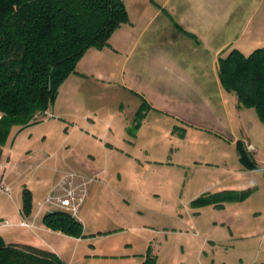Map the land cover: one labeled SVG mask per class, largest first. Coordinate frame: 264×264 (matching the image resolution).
Segmentation results:
<instances>
[{"label": "rangeland", "instance_id": "1", "mask_svg": "<svg viewBox=\"0 0 264 264\" xmlns=\"http://www.w3.org/2000/svg\"><path fill=\"white\" fill-rule=\"evenodd\" d=\"M132 1L123 0L128 8L132 7ZM259 1L261 8L256 19L259 18L260 28L253 31L251 48L264 47V0ZM236 14H240V11ZM251 51L243 53L247 55ZM84 66L78 64L76 69L89 72L84 71ZM71 76L79 83L72 90H68V84L64 83L67 91H58L60 93L55 103L48 109L52 115L42 121H52V125H58L57 129L51 127L52 141L66 137L70 143H77L80 149L85 148L84 142L78 140L86 123H92L86 118H92L95 132L103 134L108 128L99 119L107 118L105 113L110 108L115 115L111 111L114 124L107 135L113 144L132 156L128 157L113 149L112 154L106 157L102 151L95 150L92 153L95 162L104 167L105 173L103 177L100 176L102 180L95 176L94 184L87 187V196L76 214L82 223L84 236L76 239L65 234L51 233L47 237L40 230H34L39 232L42 240L38 237L37 246L45 248L43 242H47L56 249L62 261L68 264H141L148 247L156 257L155 264H250L253 258L264 260V252L256 254L255 246L251 245L249 258L243 256L240 260V251L245 244L238 243L239 240H235L234 236L230 237L229 230L218 221L221 215L230 217L229 221L235 230L238 228V232H244L255 225L258 218L248 211L257 206L264 209V123L258 120L253 108L238 110V115L245 116L238 138L257 162V169L245 170L238 163L234 146L207 132L190 128L185 140L169 134L165 136V127L169 125L170 128L173 119L156 115L154 111L148 112L145 123L132 139L134 143L129 142L127 129L133 127L136 108L128 99L136 103L137 99L128 96V93L125 96L126 91L117 84L103 85V82H96L93 77ZM116 81L121 83L120 79ZM120 104L123 110L118 114ZM103 106L107 107L106 110ZM95 110L98 112L96 118ZM157 116L162 122L158 124L159 127L153 123ZM160 126L163 129L160 130ZM172 150H176L173 159L179 158V164L167 163ZM144 157L156 162L145 163ZM53 160L54 157H51L47 163H53ZM227 168L235 171L233 177H226ZM69 171L73 169L66 167L64 170ZM249 186H255L257 191L243 202L245 211L241 216L212 206L191 207V201L204 192ZM6 196V193L0 192V209H6L4 212L0 210V214L7 213L10 208L7 218L12 223L20 218ZM44 210L49 212L56 209L44 204ZM37 221L41 223V217ZM13 225L5 228L6 233L13 232L4 237L7 242L20 240L17 239L18 234L24 240L35 238L28 228ZM256 239L253 237L254 241ZM220 242L223 245L225 242L226 248L219 247Z\"/></svg>", "mask_w": 264, "mask_h": 264}, {"label": "crops", "instance_id": "2", "mask_svg": "<svg viewBox=\"0 0 264 264\" xmlns=\"http://www.w3.org/2000/svg\"><path fill=\"white\" fill-rule=\"evenodd\" d=\"M131 6L128 8L125 4L129 22L122 24L111 34L108 40L109 45L102 49L89 48L78 61L77 65L84 64L86 69L84 71L89 72L76 69L77 73L73 74L82 78L93 77L96 82H103V85L117 84L126 91L124 95L128 93V96L136 98L137 103L133 99H128L136 108L132 119L133 124L141 98L147 102L150 109L146 112L135 135L128 139L131 143H134L132 139L145 123L148 112L154 111L156 115L173 119L172 126L165 127V136L169 134L185 140L188 131L192 128L218 137L219 140L235 148L234 142L239 139L238 132L241 131L245 117L238 115V110L245 107L238 106L234 92L226 91L221 86L217 59L225 56L233 48L242 53L257 48L250 47L253 45V39L250 38L253 36V31H258L260 28L259 18L256 19L261 8L260 1L134 0ZM237 11H240V14H236ZM255 20L256 23H254ZM71 75L61 83L58 91L65 88L64 83L68 84V90H72L79 83ZM117 79H120L121 83L117 82ZM64 90L65 94L67 90ZM106 108L103 106V109L106 110ZM118 110V114L121 113L122 104L118 106ZM111 111L115 115L113 109L109 108L105 113L108 117L99 119L106 125L108 131H111L114 124ZM96 117L98 112L95 110ZM45 118L24 128L13 126L2 147L0 183L7 187L8 191L0 192L7 194L6 199L13 204L20 219L12 223L8 222L7 215H10V208L7 209L8 214L1 213L0 236L7 242L4 237L12 235L13 232L6 233L5 228L12 224L16 227L28 228L33 232L32 237H35L33 240H24L18 234L17 239L20 240H14L12 243L40 246L39 248L52 251L59 257L56 249L47 242H43L46 245L45 248L41 245L37 246L41 236L34 230H40L47 237L51 233L63 234L45 227L42 216L47 212L44 210L43 200L58 182L65 168H72L86 178L96 176L101 179L105 169L96 164L95 156L92 154L95 150L102 151L106 157L112 154L113 149L125 153L128 157L132 155L113 144L107 135L108 131L104 130L103 134L96 133L93 128L94 120L90 117L86 119L93 124L86 123L78 140V142H84L85 148L80 149L77 143H70L66 137L63 140L60 137L59 141L53 142L51 127L55 124L52 125V121L43 123ZM59 119L65 121L63 118ZM153 123L158 126L162 122L157 116L153 119ZM174 125L184 128L182 135L172 131ZM56 126L57 129L58 125ZM161 129H163L162 126H160ZM173 150L167 162L170 165L179 164L177 160L179 158L173 159V153L176 152ZM51 157H54L53 163H47ZM143 161L156 162L146 157ZM193 162L197 163L198 160ZM226 171L228 172L226 177H233L235 171L229 168ZM95 181L88 182L87 187L90 188ZM23 188L29 189L32 195V210L28 216H22L20 212ZM256 191L255 187L244 200L225 202L221 208L216 209L241 216V213L245 211L243 202ZM206 206L215 208L213 205ZM0 210L6 211V209ZM248 213L258 218L255 221L256 224L244 232H238V228L235 230L230 217L221 215L218 219L219 224L229 230L230 237L234 236L235 240H239L238 243L245 244L240 251V260L243 256L249 258L250 245L255 246L256 254L259 251L264 252V209L257 206ZM39 217H41V223L37 221ZM78 220L80 221V218ZM5 221L6 224L3 225ZM21 222L26 225H21ZM38 237L39 240H37ZM253 237L257 239L254 241ZM218 245L226 248L227 244L224 242L223 245L220 242ZM250 264H264V260L253 258Z\"/></svg>", "mask_w": 264, "mask_h": 264}, {"label": "trees", "instance_id": "3", "mask_svg": "<svg viewBox=\"0 0 264 264\" xmlns=\"http://www.w3.org/2000/svg\"><path fill=\"white\" fill-rule=\"evenodd\" d=\"M129 22L123 0H0V158L13 126L36 124L55 102L61 83L73 73L89 48L109 45L111 34ZM221 86L234 92L238 106L253 108L264 123V47L245 55L231 49L217 59ZM150 109L141 98L135 123L128 128L134 136ZM43 115V117H39ZM182 135L184 128L173 126ZM240 165L257 169V162L242 140L234 142ZM255 186L240 190L204 192L191 201V207L244 200ZM32 195L21 192L22 216L30 215ZM45 227L79 238L82 223L62 210L47 211L42 216ZM141 264H155L150 247ZM0 264H64L52 251L22 243L5 242L0 236Z\"/></svg>", "mask_w": 264, "mask_h": 264}, {"label": "built area", "instance_id": "4", "mask_svg": "<svg viewBox=\"0 0 264 264\" xmlns=\"http://www.w3.org/2000/svg\"><path fill=\"white\" fill-rule=\"evenodd\" d=\"M51 115L47 111L44 112V117ZM93 180L95 177L86 178L75 171L64 172L44 198L43 204H48L76 217L79 207L87 196V184ZM0 191H8V188L0 183ZM5 224L6 221L3 225ZM21 225L26 224L21 222Z\"/></svg>", "mask_w": 264, "mask_h": 264}]
</instances>
